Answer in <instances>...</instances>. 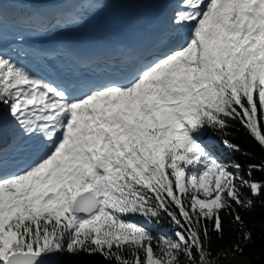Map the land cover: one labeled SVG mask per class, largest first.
Instances as JSON below:
<instances>
[{"label": "snow or ice", "instance_id": "snow-or-ice-1", "mask_svg": "<svg viewBox=\"0 0 264 264\" xmlns=\"http://www.w3.org/2000/svg\"><path fill=\"white\" fill-rule=\"evenodd\" d=\"M121 2L163 5L147 44L75 51L93 74L24 63L30 40ZM234 125L264 152V0H0V264H206L225 216L250 240L239 210L264 195V159L218 155L251 159Z\"/></svg>", "mask_w": 264, "mask_h": 264}, {"label": "trees", "instance_id": "trees-1", "mask_svg": "<svg viewBox=\"0 0 264 264\" xmlns=\"http://www.w3.org/2000/svg\"><path fill=\"white\" fill-rule=\"evenodd\" d=\"M230 138L239 143L245 151H247L251 159H246L240 154L233 155L227 152L223 147H218V155L222 159H236L242 163H258L261 159H264V152L258 144L241 128L239 125H234L230 130ZM212 138L210 132H206L203 139ZM255 177L259 179L262 173L256 172ZM240 215L244 221V230L251 232L250 240L238 239L239 226L232 224L229 225V218L225 216V234L222 240L217 239L215 233L212 235V258L210 260L234 262L237 257H244L248 260L247 264H264V195L259 198H255L254 207L249 211L240 209ZM165 231L171 233V228L167 223L161 225ZM155 231V229H154ZM242 236V232L240 233ZM239 243L243 248V253L237 251L235 255H232L231 248L233 244ZM229 253L228 258H223V252ZM219 253V256L217 255ZM183 263V261H182ZM91 264H104V261L100 257L93 258Z\"/></svg>", "mask_w": 264, "mask_h": 264}, {"label": "rangeland", "instance_id": "rangeland-1", "mask_svg": "<svg viewBox=\"0 0 264 264\" xmlns=\"http://www.w3.org/2000/svg\"><path fill=\"white\" fill-rule=\"evenodd\" d=\"M247 263H248V260L244 257H237L234 262L216 261V260L206 261V264H247ZM182 264H186V261H183Z\"/></svg>", "mask_w": 264, "mask_h": 264}, {"label": "water", "instance_id": "water-1", "mask_svg": "<svg viewBox=\"0 0 264 264\" xmlns=\"http://www.w3.org/2000/svg\"><path fill=\"white\" fill-rule=\"evenodd\" d=\"M18 1H21V2H28V0H18ZM55 5H59V3H54V2H42V3H36V4H33V6H55Z\"/></svg>", "mask_w": 264, "mask_h": 264}, {"label": "bare ground", "instance_id": "bare-ground-1", "mask_svg": "<svg viewBox=\"0 0 264 264\" xmlns=\"http://www.w3.org/2000/svg\"><path fill=\"white\" fill-rule=\"evenodd\" d=\"M136 4H138L139 6H143L144 3H136ZM144 8L147 9L148 7H144ZM92 24H93V23L87 24L86 26H84L83 28H81L79 33L83 32L84 30H88L89 27H90Z\"/></svg>", "mask_w": 264, "mask_h": 264}]
</instances>
